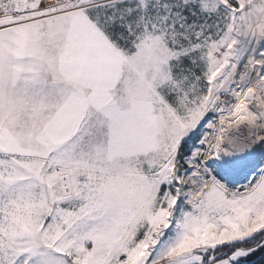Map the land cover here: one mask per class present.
Segmentation results:
<instances>
[{
  "label": "rangeland",
  "instance_id": "rangeland-1",
  "mask_svg": "<svg viewBox=\"0 0 264 264\" xmlns=\"http://www.w3.org/2000/svg\"><path fill=\"white\" fill-rule=\"evenodd\" d=\"M33 10L0 20V264H203L264 228V165L256 185L211 161L223 96L264 45V0ZM260 249L234 245L210 264Z\"/></svg>",
  "mask_w": 264,
  "mask_h": 264
},
{
  "label": "bare ground",
  "instance_id": "bare-ground-1",
  "mask_svg": "<svg viewBox=\"0 0 264 264\" xmlns=\"http://www.w3.org/2000/svg\"><path fill=\"white\" fill-rule=\"evenodd\" d=\"M261 48H253L243 56L231 80L235 88L230 96L227 93L223 96L225 103L221 102L211 160L228 177L238 179L251 173L250 180L256 181V185L260 181L258 172L264 165V106L252 92L256 84H264V45ZM227 140L235 145L236 151L226 145ZM187 192L190 196L201 193L191 189Z\"/></svg>",
  "mask_w": 264,
  "mask_h": 264
},
{
  "label": "built area",
  "instance_id": "built-area-1",
  "mask_svg": "<svg viewBox=\"0 0 264 264\" xmlns=\"http://www.w3.org/2000/svg\"><path fill=\"white\" fill-rule=\"evenodd\" d=\"M68 0H0V20H3L7 17H22L28 15L31 10H33V7H58L63 4H65ZM37 15V12L35 9L31 12V18L28 20V22L33 21L34 17ZM23 23H28L25 20H23ZM66 168L60 167L58 168V173L60 174V182L58 189L61 191L64 195H70L71 191L67 187L69 180L68 177L64 176L63 173L65 172ZM195 172L196 170L193 169ZM194 177V175H193ZM191 177H188L190 179ZM184 189L181 192V195L184 198L189 199V195H185ZM196 191L202 192L203 191V184L197 183V186L195 188ZM200 196V195H198ZM198 200V198L194 199Z\"/></svg>",
  "mask_w": 264,
  "mask_h": 264
},
{
  "label": "water",
  "instance_id": "water-1",
  "mask_svg": "<svg viewBox=\"0 0 264 264\" xmlns=\"http://www.w3.org/2000/svg\"><path fill=\"white\" fill-rule=\"evenodd\" d=\"M226 145L233 151H236V147L234 144H232L231 141L227 140L226 141ZM263 235V236H262ZM257 238H260V239H264V228L258 232H256L255 234H252L246 238H242V239H237V240H233V241H229V242H225V243H222V244H218V245H215L213 246L212 248H210L208 250V252H211L212 256L209 260H207L206 262H204L203 264H210L212 263L214 260H215V253L219 250H223L224 248H228V247H232L234 245H245L248 241H252V240H255Z\"/></svg>",
  "mask_w": 264,
  "mask_h": 264
},
{
  "label": "trees",
  "instance_id": "trees-1",
  "mask_svg": "<svg viewBox=\"0 0 264 264\" xmlns=\"http://www.w3.org/2000/svg\"><path fill=\"white\" fill-rule=\"evenodd\" d=\"M75 168H76V166L71 165V169L78 172L77 170H75ZM65 196H68V195H65ZM259 240H260V238L256 239V241H259ZM245 245H247V243ZM218 253H219V251H218ZM251 256H252L251 259H248L247 262L245 261L242 264H264V249H260L259 251L253 253V255H251Z\"/></svg>",
  "mask_w": 264,
  "mask_h": 264
},
{
  "label": "crops",
  "instance_id": "crops-1",
  "mask_svg": "<svg viewBox=\"0 0 264 264\" xmlns=\"http://www.w3.org/2000/svg\"><path fill=\"white\" fill-rule=\"evenodd\" d=\"M99 171H105V172H111V173H119V172H117V171H113L112 169H107V168H99L98 169ZM113 171V172H112ZM132 174H136V173H132ZM12 186H13V183H12ZM88 186H89V182H88ZM89 189V188H88ZM1 196H3V195H1L0 194V197ZM2 198V197H1ZM13 208V210L15 211V208H14V206H13V203L9 206H7V209H8V213H7V215H6V218L7 217H10L9 216V212L11 211V209ZM11 213V212H10ZM5 218V219H6ZM11 223V222H10ZM0 228L1 229H3L4 231H8L9 230V223H7V222H4V223H2V224H0ZM1 235H3L6 239L7 238H9L10 236L9 235H7V233H4V232H2L1 233ZM12 237V236H11Z\"/></svg>",
  "mask_w": 264,
  "mask_h": 264
},
{
  "label": "flooded vegetation",
  "instance_id": "flooded-vegetation-1",
  "mask_svg": "<svg viewBox=\"0 0 264 264\" xmlns=\"http://www.w3.org/2000/svg\"><path fill=\"white\" fill-rule=\"evenodd\" d=\"M263 236V235H262Z\"/></svg>",
  "mask_w": 264,
  "mask_h": 264
}]
</instances>
